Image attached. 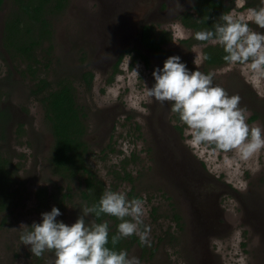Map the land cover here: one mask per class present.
Here are the masks:
<instances>
[{"label": "rangeland", "instance_id": "obj_1", "mask_svg": "<svg viewBox=\"0 0 264 264\" xmlns=\"http://www.w3.org/2000/svg\"><path fill=\"white\" fill-rule=\"evenodd\" d=\"M229 1L234 6L231 14L247 13L244 0ZM9 6L0 13V49L6 58L0 57V94L3 106L12 111L2 149L7 147L4 155L18 167L16 186L22 197L14 209L0 214V264H50L54 252L45 251L39 259L20 236L31 231L33 222H42L41 213L51 211L39 207L37 190L65 189L67 182L52 167L54 138L41 104L30 95L35 80L19 72L26 64L10 60L1 43ZM193 6L194 0H68L65 11L52 21L53 49L47 53L49 44H44L38 75L75 81L79 104L88 115L90 167L108 191L124 192L129 200L134 199L129 194L133 191L143 198L146 214L141 230L150 229V246H135L129 258H138L140 264H264V149L242 162L233 153L216 152L211 146L192 148L185 131L175 128L169 103L140 99L145 84L150 88L155 83L152 72L162 68L169 56H179L189 71L204 73L206 45L184 43L193 31L180 21ZM144 24L172 34L166 53L157 57L144 51L150 66L135 58L136 53L125 55L120 72L109 83L116 58L124 49L139 46ZM249 28L264 32L251 22ZM196 57L201 60L198 67L193 62ZM83 71L95 74L90 91L80 84ZM211 74L213 86L240 97L249 127H259L264 134V76L241 64ZM253 116L258 119L251 121ZM125 170L133 182L118 177ZM71 186L74 200L56 218L69 226L86 206L81 197L84 186L77 182ZM175 213L182 219L181 227ZM85 221L95 223L91 214Z\"/></svg>", "mask_w": 264, "mask_h": 264}, {"label": "clouds", "instance_id": "obj_2", "mask_svg": "<svg viewBox=\"0 0 264 264\" xmlns=\"http://www.w3.org/2000/svg\"><path fill=\"white\" fill-rule=\"evenodd\" d=\"M261 4L264 5V0ZM220 20L221 23H213L212 30L196 32L194 38L221 46L226 53L223 59L229 65H248L253 72L264 76V32L249 28L251 22L264 29V6L249 8L246 14L239 16L222 14ZM193 62L198 67L201 60L196 57ZM133 71L139 78L138 71ZM152 76L155 83L150 88L145 84L140 99L149 103H169L171 112L186 126L185 135L190 137L186 143L190 147L214 146V151L231 152L234 159L242 162L264 149V134L261 128L249 127L246 123L245 112L239 106L240 97L230 96L225 89L213 86L212 74L189 71L179 56H169ZM140 111L147 114L144 108ZM92 213L97 218L103 214L121 221L111 238L113 245L136 235L142 245L150 246V229L145 226L141 230L146 214L144 201L129 200L126 193L111 190L103 193L98 204L85 206L71 226L57 221L61 212L56 207L41 213L42 222H33L31 231L22 233L20 241L30 246V252L36 257H41L45 251L54 252L55 259L50 264H140L138 258H129L126 251L117 252L106 246L109 243L108 223L87 225L85 218Z\"/></svg>", "mask_w": 264, "mask_h": 264}, {"label": "trees", "instance_id": "obj_3", "mask_svg": "<svg viewBox=\"0 0 264 264\" xmlns=\"http://www.w3.org/2000/svg\"><path fill=\"white\" fill-rule=\"evenodd\" d=\"M246 8L259 9L261 4L256 5L258 0H244ZM229 0H195L194 7L182 13L181 22L185 27L193 31V36L184 41L189 46L195 44H205L204 66L205 74H211L213 70L229 65L224 61L226 54L219 45H212L208 42L197 41L195 33L199 31L212 30L214 22L221 23L220 16L229 14L234 8ZM9 3V10L4 18V28L1 43L10 60L26 64V69L19 72L29 73L33 76L35 83L30 90V95L37 100L44 110V121L49 127L54 144L52 149V167L56 175L67 182L64 189L56 188L50 192L48 188L41 187L37 190V200L39 207L44 209L58 208L61 212L67 203L74 200L72 184L79 183L84 186L81 190V197L86 202L87 207L98 204L101 196L108 191L105 182L99 178L96 172L89 165V158L92 153L91 145L87 141L88 135V115L84 107L79 104L78 90L75 81L69 77L56 78L50 80L40 78L38 73L41 69L40 51L45 43H48L47 53L53 49L52 38L53 19L61 15L68 0H0V13L6 10ZM234 3V2H233ZM173 37L167 31H159L154 25L144 24L139 34L140 47L126 48L120 54L118 60L113 65L111 83L120 72L119 66L125 55L136 53L134 57L142 59L147 66H150V56L144 50L157 57H163L166 53L164 46L172 41ZM0 57L6 59L0 49ZM49 64L47 63L46 66ZM16 70H18L16 68ZM12 72V70H10ZM85 88L90 91L93 88L95 74L92 71H83L80 76ZM79 82V81H78ZM0 94V214L12 210L16 207L22 197L19 187L16 186V174L18 167L15 166L10 157L4 155L8 152L7 143L8 128L12 121V111L3 106ZM257 116H253L251 121H256ZM174 120L177 122L175 128L181 133L186 126L182 125L179 117L174 113ZM19 134H22L23 124L19 123ZM214 148V146H211ZM113 151V150H112ZM121 180L133 182L130 173L125 170ZM132 198L143 199L134 192L129 193ZM157 208H154V215ZM95 223L107 222L109 226L108 248L117 252L126 251L128 257L135 246H143L139 237L132 235L121 239L116 245L111 243V238L117 232L118 224L121 222L114 216L101 215L99 218L94 213L91 214ZM130 219V218H125ZM174 220L181 227L182 219L178 214H174ZM144 247V246H143ZM52 253V252H51ZM42 257H39L41 259Z\"/></svg>", "mask_w": 264, "mask_h": 264}, {"label": "flooded vegetation", "instance_id": "obj_4", "mask_svg": "<svg viewBox=\"0 0 264 264\" xmlns=\"http://www.w3.org/2000/svg\"><path fill=\"white\" fill-rule=\"evenodd\" d=\"M194 5H195V0H194ZM193 7H194V6H193ZM193 7H192V8H193ZM192 8H191V9H192ZM188 11H189V10H188ZM185 12H186V11H185ZM230 12H231V11H230ZM183 13H184V12H183ZM181 15H182V14H181ZM180 21H181V20H180ZM181 23H182V22H181ZM182 24H183V23H182ZM183 25H184V24H183ZM141 28H142V27H141ZM186 28H187V27H186ZM188 29H189V28H188ZM171 35H172V34H171ZM172 37H173V36H172ZM138 39H139V38H138ZM165 46H166V45H165ZM165 46H164V47H165ZM138 47L142 48V45H141L140 41H139V46H138ZM144 51H145V52H148V51H146V50H144ZM148 53H150V52H148ZM117 60H118V57L116 58V61H117Z\"/></svg>", "mask_w": 264, "mask_h": 264}]
</instances>
